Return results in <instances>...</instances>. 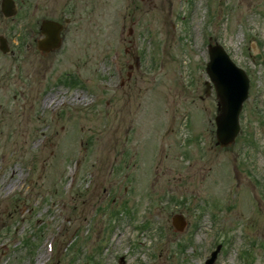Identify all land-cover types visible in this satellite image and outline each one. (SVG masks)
<instances>
[{
	"label": "rangeland",
	"instance_id": "rangeland-1",
	"mask_svg": "<svg viewBox=\"0 0 264 264\" xmlns=\"http://www.w3.org/2000/svg\"><path fill=\"white\" fill-rule=\"evenodd\" d=\"M16 1L0 264H206L217 250L214 264H264V0ZM46 19H69L49 55ZM210 44L250 79L229 147L205 93Z\"/></svg>",
	"mask_w": 264,
	"mask_h": 264
},
{
	"label": "water",
	"instance_id": "water-1",
	"mask_svg": "<svg viewBox=\"0 0 264 264\" xmlns=\"http://www.w3.org/2000/svg\"><path fill=\"white\" fill-rule=\"evenodd\" d=\"M69 21H66L68 24ZM64 25L55 21H44L41 32L45 38L38 43V49L46 54L60 48L61 33ZM1 50L6 52L2 44ZM210 62L207 65V74L213 83L218 99V115L215 119L217 130V144L228 147L235 142L240 132V114L243 104L248 98L250 81L246 73L238 68L220 45L209 49ZM207 94H210L212 85L207 83ZM173 224L182 232L186 226L184 217L176 215ZM218 252L206 264H214Z\"/></svg>",
	"mask_w": 264,
	"mask_h": 264
},
{
	"label": "flooded vegetation",
	"instance_id": "flooded-vegetation-1",
	"mask_svg": "<svg viewBox=\"0 0 264 264\" xmlns=\"http://www.w3.org/2000/svg\"><path fill=\"white\" fill-rule=\"evenodd\" d=\"M16 5L19 7L16 0H0V46L2 43L7 53L5 54L1 49L0 52L5 56H13L16 54L13 50L15 49L14 45L16 43V18L18 17L16 15ZM31 10L33 11L32 25L35 24L37 26L38 21L36 20V16L39 11V6L33 4Z\"/></svg>",
	"mask_w": 264,
	"mask_h": 264
},
{
	"label": "bare ground",
	"instance_id": "bare-ground-1",
	"mask_svg": "<svg viewBox=\"0 0 264 264\" xmlns=\"http://www.w3.org/2000/svg\"><path fill=\"white\" fill-rule=\"evenodd\" d=\"M55 99H51L48 101V104H52Z\"/></svg>",
	"mask_w": 264,
	"mask_h": 264
}]
</instances>
